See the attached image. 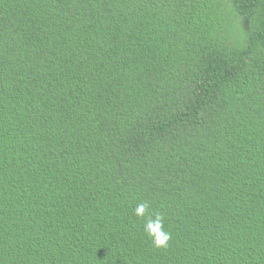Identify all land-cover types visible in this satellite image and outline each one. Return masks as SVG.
<instances>
[{"label":"trees","instance_id":"trees-1","mask_svg":"<svg viewBox=\"0 0 264 264\" xmlns=\"http://www.w3.org/2000/svg\"><path fill=\"white\" fill-rule=\"evenodd\" d=\"M0 264H264V0H0Z\"/></svg>","mask_w":264,"mask_h":264},{"label":"clouds","instance_id":"clouds-1","mask_svg":"<svg viewBox=\"0 0 264 264\" xmlns=\"http://www.w3.org/2000/svg\"><path fill=\"white\" fill-rule=\"evenodd\" d=\"M135 217L143 221L142 230L151 241L153 247L166 249L172 239V233L167 229L165 216L159 211H152L147 201H141L133 209Z\"/></svg>","mask_w":264,"mask_h":264},{"label":"rangeland","instance_id":"rangeland-1","mask_svg":"<svg viewBox=\"0 0 264 264\" xmlns=\"http://www.w3.org/2000/svg\"><path fill=\"white\" fill-rule=\"evenodd\" d=\"M242 25V23H240ZM245 29L247 30L248 29V26L247 24L244 25Z\"/></svg>","mask_w":264,"mask_h":264}]
</instances>
